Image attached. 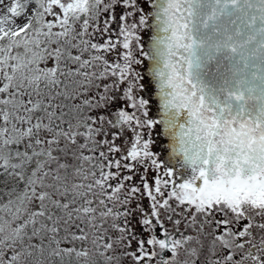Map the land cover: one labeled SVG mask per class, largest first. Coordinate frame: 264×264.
Instances as JSON below:
<instances>
[{
  "label": "snow or ice",
  "instance_id": "1",
  "mask_svg": "<svg viewBox=\"0 0 264 264\" xmlns=\"http://www.w3.org/2000/svg\"><path fill=\"white\" fill-rule=\"evenodd\" d=\"M0 264H264V0H0Z\"/></svg>",
  "mask_w": 264,
  "mask_h": 264
},
{
  "label": "rangeland",
  "instance_id": "2",
  "mask_svg": "<svg viewBox=\"0 0 264 264\" xmlns=\"http://www.w3.org/2000/svg\"><path fill=\"white\" fill-rule=\"evenodd\" d=\"M5 2H7V0H5Z\"/></svg>",
  "mask_w": 264,
  "mask_h": 264
}]
</instances>
